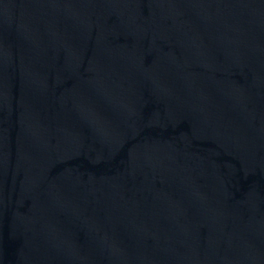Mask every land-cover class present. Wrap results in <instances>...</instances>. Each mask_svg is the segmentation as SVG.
Masks as SVG:
<instances>
[{
  "label": "water",
  "instance_id": "95a60500",
  "mask_svg": "<svg viewBox=\"0 0 264 264\" xmlns=\"http://www.w3.org/2000/svg\"><path fill=\"white\" fill-rule=\"evenodd\" d=\"M0 264H264V0H0Z\"/></svg>",
  "mask_w": 264,
  "mask_h": 264
}]
</instances>
